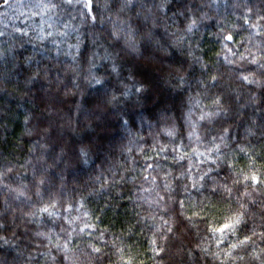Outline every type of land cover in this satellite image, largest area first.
Segmentation results:
<instances>
[{"label":"trees","instance_id":"trees-1","mask_svg":"<svg viewBox=\"0 0 264 264\" xmlns=\"http://www.w3.org/2000/svg\"><path fill=\"white\" fill-rule=\"evenodd\" d=\"M0 264H264V0H0Z\"/></svg>","mask_w":264,"mask_h":264},{"label":"snow or ice","instance_id":"snow-or-ice-1","mask_svg":"<svg viewBox=\"0 0 264 264\" xmlns=\"http://www.w3.org/2000/svg\"><path fill=\"white\" fill-rule=\"evenodd\" d=\"M5 3H7V0H4ZM228 39H231V37H228ZM230 227V225H225V228ZM221 231H223V229H221Z\"/></svg>","mask_w":264,"mask_h":264},{"label":"rangeland","instance_id":"rangeland-1","mask_svg":"<svg viewBox=\"0 0 264 264\" xmlns=\"http://www.w3.org/2000/svg\"><path fill=\"white\" fill-rule=\"evenodd\" d=\"M147 58H148V57H147ZM147 58H146V59H147Z\"/></svg>","mask_w":264,"mask_h":264}]
</instances>
